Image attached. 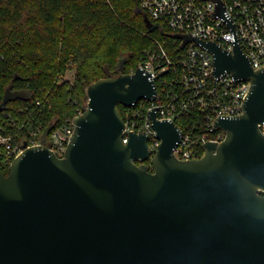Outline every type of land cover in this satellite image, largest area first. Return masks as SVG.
Returning a JSON list of instances; mask_svg holds the SVG:
<instances>
[{"label": "water", "instance_id": "obj_1", "mask_svg": "<svg viewBox=\"0 0 264 264\" xmlns=\"http://www.w3.org/2000/svg\"><path fill=\"white\" fill-rule=\"evenodd\" d=\"M173 37L207 50L217 78L251 82L244 113L215 124L225 140L180 161L177 125L152 110L156 155L144 133L125 144L119 105L159 97L149 73H125L120 60L117 77L88 87L63 158L24 144L8 175L0 172V264H264V68L254 69L238 43L229 52L192 35ZM32 97L9 87L0 113Z\"/></svg>", "mask_w": 264, "mask_h": 264}, {"label": "built area", "instance_id": "obj_2", "mask_svg": "<svg viewBox=\"0 0 264 264\" xmlns=\"http://www.w3.org/2000/svg\"><path fill=\"white\" fill-rule=\"evenodd\" d=\"M138 2L139 10L148 16L152 24L160 26V32L168 34L169 38L156 40L154 48L143 53L137 68L149 73L155 80L159 100L142 99L129 108L131 110L124 119L123 142L128 143L131 133L148 135L152 159L161 144L150 118V112L156 110L158 120L175 123L180 131V139L173 150L176 159L198 160L205 152V144L222 143L226 138L225 131L215 129L217 120L244 113L251 82L236 80L228 73L217 78L214 58L207 50L195 42H188L182 47L183 40L173 35H192L215 42L229 52H233L238 43L253 68L262 69L264 0H221L223 17L218 14L219 3L215 0ZM229 23L233 24L234 30ZM33 97L30 105L19 109L20 113L42 107L48 96L43 100H33ZM88 102L89 99L74 117L66 118L60 125L37 124L25 136L12 135L0 123V157L11 164L23 153L26 144L27 147L45 145L63 158L75 133L74 119L84 113ZM261 129L264 133V126ZM149 166H152L151 160Z\"/></svg>", "mask_w": 264, "mask_h": 264}, {"label": "trees", "instance_id": "obj_3", "mask_svg": "<svg viewBox=\"0 0 264 264\" xmlns=\"http://www.w3.org/2000/svg\"><path fill=\"white\" fill-rule=\"evenodd\" d=\"M139 7L138 0H0V103L9 87L49 102L23 113L32 100L10 102L0 113L4 129L25 136L37 124L58 126L85 106L91 84L120 74V60L125 73L137 69L156 40L169 38L160 26L148 28ZM70 69L73 82L64 79ZM130 110L119 105L123 119ZM10 165L0 157L3 175Z\"/></svg>", "mask_w": 264, "mask_h": 264}, {"label": "rangeland", "instance_id": "obj_4", "mask_svg": "<svg viewBox=\"0 0 264 264\" xmlns=\"http://www.w3.org/2000/svg\"><path fill=\"white\" fill-rule=\"evenodd\" d=\"M75 72L76 70L75 69H70L68 70L65 75H64V78H67L68 80L72 81L74 80V77H75Z\"/></svg>", "mask_w": 264, "mask_h": 264}, {"label": "flooded vegetation", "instance_id": "obj_5", "mask_svg": "<svg viewBox=\"0 0 264 264\" xmlns=\"http://www.w3.org/2000/svg\"><path fill=\"white\" fill-rule=\"evenodd\" d=\"M149 163H150V160L146 161V164H148V165H149Z\"/></svg>", "mask_w": 264, "mask_h": 264}]
</instances>
